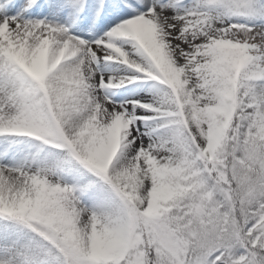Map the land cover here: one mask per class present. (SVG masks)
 Wrapping results in <instances>:
<instances>
[{
	"label": "snow or ice",
	"instance_id": "1",
	"mask_svg": "<svg viewBox=\"0 0 264 264\" xmlns=\"http://www.w3.org/2000/svg\"><path fill=\"white\" fill-rule=\"evenodd\" d=\"M0 264H264V0H0Z\"/></svg>",
	"mask_w": 264,
	"mask_h": 264
}]
</instances>
